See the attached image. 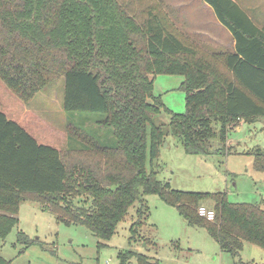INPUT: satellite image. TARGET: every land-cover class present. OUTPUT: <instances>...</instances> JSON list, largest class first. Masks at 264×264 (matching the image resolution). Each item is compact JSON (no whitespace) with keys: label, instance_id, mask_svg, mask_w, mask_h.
I'll use <instances>...</instances> for the list:
<instances>
[{"label":"trees","instance_id":"obj_1","mask_svg":"<svg viewBox=\"0 0 264 264\" xmlns=\"http://www.w3.org/2000/svg\"><path fill=\"white\" fill-rule=\"evenodd\" d=\"M203 1L230 32L233 50L199 52L146 0H0V81L30 103L64 78V111L99 115L94 122L105 130L98 139L67 121V138L77 146L58 150L0 112V241L18 224L20 205L31 202L66 226H84L100 249L128 208L154 194L190 227L204 229L221 252L239 258L245 242L264 250L263 204L172 190L153 165L166 133L187 155H224L229 129L264 119V26L256 27L233 0ZM159 74L183 77L184 113L153 95ZM161 111L169 115L167 131L153 123ZM108 136L113 145L102 143ZM252 156L264 175V150ZM206 201L213 221L198 215ZM146 214L143 205L136 210L129 244ZM16 241L39 245L22 231ZM134 256L159 264L131 250L119 253L120 264ZM0 264L12 262L0 255Z\"/></svg>","mask_w":264,"mask_h":264},{"label":"rangeland","instance_id":"obj_2","mask_svg":"<svg viewBox=\"0 0 264 264\" xmlns=\"http://www.w3.org/2000/svg\"><path fill=\"white\" fill-rule=\"evenodd\" d=\"M146 1L156 5L167 16L172 24L171 32L192 43L199 52L231 51L230 35L218 25L210 23L212 14L202 6L200 0ZM239 4L248 9L251 7L250 4ZM178 5L182 8L180 15L186 21L183 30L176 28V23L169 18L170 14L174 17L177 15L175 7ZM255 7V12L264 21V0H256ZM196 18L198 21L192 31L195 33L190 35L187 33L191 32L187 22ZM205 31L210 34H203ZM182 81V76L167 74L156 75L153 80V95L160 97L162 104L177 114L185 112V96L180 90ZM63 99L64 78H59L41 91L30 103L18 99L0 81V112L12 113L13 116H9L13 120L22 121V128L38 143L58 150L77 146L67 138V121L77 123L80 128L100 139L97 135L105 130L97 127L94 118L101 116L67 113L63 109ZM153 123L167 131L169 115L161 111L153 117ZM238 125L227 132L225 146L229 152L224 155H187L180 140L166 133L158 157L153 161L157 179L168 184L172 190L221 192L226 194L230 203L263 204L264 208V175L254 170L252 156L256 149L264 150V119L251 124L240 122ZM106 140L101 141L107 145L114 144L111 136ZM218 145L217 141H213L211 150L214 151ZM141 205L146 209V218L139 230V237L129 244L130 227ZM203 206L212 209V202L206 201ZM17 219L16 227L4 241H0V255L12 264H120L118 255L127 250L146 257L150 263L158 261L159 264H264V250L248 242L243 244L239 258L221 252L204 229L190 227L176 209L154 194L141 196L128 208L124 218L117 223L114 235L100 249L97 248L99 240L84 226H66L53 215L42 211L36 203H22ZM19 231L39 242V245L24 248L16 241ZM124 264L141 263L134 256Z\"/></svg>","mask_w":264,"mask_h":264},{"label":"crops","instance_id":"obj_3","mask_svg":"<svg viewBox=\"0 0 264 264\" xmlns=\"http://www.w3.org/2000/svg\"><path fill=\"white\" fill-rule=\"evenodd\" d=\"M201 1V4H202V6L203 7H205L207 10H209L210 12H211V14H212V17H211V15H210V23L211 24H214L215 26H219L221 29H223V30H225V32H227L229 35H230V37H231V39H232V41H231V44H230V46H231V50H233V48H234V45H235V42H234V40H233V38H232V36H231V34H230V32L224 27V26H222L221 25V23L218 21V19H217V17H216V15H215V13H214V11L212 10V8L208 5V4H206L203 0H200ZM238 6H239V8L242 10V11H244L247 15H248V17H249V19H251V21L254 23V25L256 26V27H258V28H262L263 26H264V21H263V18L261 17V15H259V13H257V12H255V10H256V7H255V1L256 0H241V1H239V0H233ZM243 3L244 5H246V4H250L251 5V7H249V9L248 8H246V6H240V4L239 3ZM176 9H177V15L174 17L172 14H170L169 15V18L173 21V23H176V25H175V27L176 28H180V29H182V28H184L185 27V24H186V21L183 19V16H181L180 15V10L182 9L181 7H180V5H178L177 7H175ZM168 13V12H167ZM196 21H198V18H196V19H194L192 22H187V23H189V25H188V29L191 31V32H187L188 34H194L195 32H192V31H194L195 30V28H194V26H195V22ZM183 30V29H182ZM206 33H203V34H210V32L209 31H205ZM202 34V33H201ZM6 115V117L9 119V120H12V121H14V122H16V123H18L20 126H21V122L22 121H19V120H13V118H12V113H9V115H12V116H9L8 114H5ZM22 115V114H21ZM20 119V118H19ZM22 119H23V117H22ZM239 126V125H238ZM237 126V127H238ZM22 127V126H21Z\"/></svg>","mask_w":264,"mask_h":264},{"label":"built area","instance_id":"obj_4","mask_svg":"<svg viewBox=\"0 0 264 264\" xmlns=\"http://www.w3.org/2000/svg\"><path fill=\"white\" fill-rule=\"evenodd\" d=\"M198 215L207 221H213L215 217L214 211L205 207H200L198 209Z\"/></svg>","mask_w":264,"mask_h":264},{"label":"water","instance_id":"obj_5","mask_svg":"<svg viewBox=\"0 0 264 264\" xmlns=\"http://www.w3.org/2000/svg\"><path fill=\"white\" fill-rule=\"evenodd\" d=\"M95 74V73H94Z\"/></svg>","mask_w":264,"mask_h":264}]
</instances>
